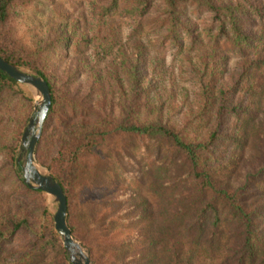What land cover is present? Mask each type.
Masks as SVG:
<instances>
[{
  "label": "trees",
  "instance_id": "1",
  "mask_svg": "<svg viewBox=\"0 0 264 264\" xmlns=\"http://www.w3.org/2000/svg\"><path fill=\"white\" fill-rule=\"evenodd\" d=\"M0 57L48 84L35 156L94 264H264V0H0ZM32 101L0 71V264L50 250L69 264L44 193L14 169ZM114 136L137 160L105 189L89 171ZM81 205L93 227L110 217L105 260Z\"/></svg>",
  "mask_w": 264,
  "mask_h": 264
},
{
  "label": "water",
  "instance_id": "2",
  "mask_svg": "<svg viewBox=\"0 0 264 264\" xmlns=\"http://www.w3.org/2000/svg\"><path fill=\"white\" fill-rule=\"evenodd\" d=\"M0 71L27 88L34 100L32 114L24 128L15 156L18 176L28 188L43 192L54 205V228L63 244L69 264H92L87 250L73 237L68 226L67 199L61 186L48 171L39 167L35 160V149L51 108L48 84L37 73L9 63L1 57Z\"/></svg>",
  "mask_w": 264,
  "mask_h": 264
},
{
  "label": "rangeland",
  "instance_id": "3",
  "mask_svg": "<svg viewBox=\"0 0 264 264\" xmlns=\"http://www.w3.org/2000/svg\"><path fill=\"white\" fill-rule=\"evenodd\" d=\"M75 1H77V0H75ZM44 2L41 3V7H43V6L46 5V2L45 3ZM56 3H59V0H56ZM60 4H62V1H60ZM68 8L69 7H67L64 11L68 10ZM46 15L50 16L49 18L51 20H48L47 19L48 21L47 20L43 21L42 24H44V26L41 24V28L43 30H46V29H49V28L56 27L57 24H58L57 20L55 19L56 16L54 14L51 15V13H50L49 10L47 11V14ZM32 34L33 33L31 31H29L27 29V27H25V29H21L20 30V35L23 37L24 41H26V42H29ZM231 65L232 66L234 65V60H231L230 61V66ZM22 68H24V67H22ZM25 69H27L29 71H32V70H30L28 68H25ZM32 72H34V71H32ZM59 72H61V69H59ZM82 84L84 86L85 85V82L82 81ZM29 93H30V91H29ZM30 95H31L32 100H33V96H32L31 93H30ZM33 101H32V108H31L29 117L32 114ZM29 117H28V120H29ZM28 120H27V122H28ZM42 131H43V129H42ZM41 135H42V133H41ZM20 140H21V138H20ZM20 140H19V143H20ZM19 143H18L16 152L18 150ZM36 148H37V146H36ZM131 148H132V146H131V137H128V136H121V137L120 136H114V137H110L107 140V144H105V146H104V150L107 153H111L109 155V157L106 160H102V161L101 160H99V161L94 160V161L91 162V166H90L89 173L91 175L92 181L94 183L99 184L100 186H104L105 189H106L107 188L106 186H110L111 185L110 178H112V181L114 179H116V178H119L118 182L116 183L117 186L122 185L124 183L125 178L128 181L131 180V165L133 164V162L135 161V159L137 160V158L133 154V151L131 150ZM35 151H36V149H35ZM16 152H15V156H16ZM114 154H116L117 158L114 157ZM250 154H251V152L250 153H247V156H249ZM35 160H36V163L38 164L39 167H41L44 170H46V171L49 172V170L46 167H44L43 165H41L37 161L36 156H35ZM14 169H15L16 175L18 176L16 167H14ZM121 169L122 170L123 169L125 170V173H126V176L127 177H123V175H121V173H120ZM18 178L20 179L19 176H18ZM107 195H108L107 193L104 194V195H101V197L99 198L98 202L105 203L106 200H110V198L107 197ZM44 196H45V199H46L47 209H48V211L52 215V211L54 210V205L51 203V200H49L46 197L45 194H44ZM87 199H89V197ZM97 199H98V197H96L92 201L97 200ZM89 200H91V199H89ZM79 210H80L81 224H82V227H81V230L80 231L84 235L89 234V237L86 238V240L90 244H92L94 250H96V253L98 254V258L100 260H105V257L104 256H106V254L108 252V246L107 245H104L101 242H99L96 239V236L98 234H99V236H101V234L108 235V234L111 233V231H109V228H108L109 218L110 217L106 218L103 221L104 223L99 224V225L93 227V213L91 212L89 206H87V205H81V208ZM96 212L99 214L102 211H101L100 208L97 207L96 208ZM67 221H68V219H67ZM105 225L107 226L106 229L104 228ZM58 239H59V241H60V243H61V245L63 247V244H62L59 236H58ZM75 239L81 244V242L77 238H75ZM81 246L85 250H87L88 255H89V258H90L92 264H94V262L91 259V255H90L89 248L86 247V246H84L83 244H81ZM63 249H64V247H63ZM56 253H57V250H50V251L46 252L45 254L39 256L38 258H36L35 261L32 264H51L52 261L54 260L55 256H56ZM64 253H65V250H64ZM65 257H66V253H65Z\"/></svg>",
  "mask_w": 264,
  "mask_h": 264
}]
</instances>
